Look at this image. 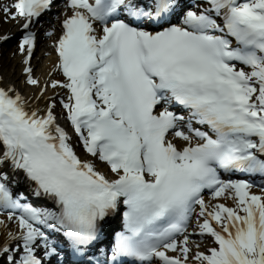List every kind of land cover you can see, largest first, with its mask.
Wrapping results in <instances>:
<instances>
[{
  "label": "snow or ice",
  "instance_id": "1",
  "mask_svg": "<svg viewBox=\"0 0 264 264\" xmlns=\"http://www.w3.org/2000/svg\"><path fill=\"white\" fill-rule=\"evenodd\" d=\"M54 2L2 8L23 21L24 82L39 91L0 86V264H264V0H66L64 79L41 87L31 29ZM47 87L65 90L59 117Z\"/></svg>",
  "mask_w": 264,
  "mask_h": 264
},
{
  "label": "bare ground",
  "instance_id": "2",
  "mask_svg": "<svg viewBox=\"0 0 264 264\" xmlns=\"http://www.w3.org/2000/svg\"><path fill=\"white\" fill-rule=\"evenodd\" d=\"M22 24H23L22 20H20L19 22L14 21V20H10V19L6 20L5 15L2 14V16H0V32L4 31L5 29L6 30L0 34H4V33L12 30L13 37L7 41L8 43L12 42L15 39H17V35H20V36L22 35V29H21ZM43 29L52 30L53 31L52 35L57 36V33H58V31H57V19L54 18L53 16H49L46 19V22L44 24ZM43 31H45V30H43ZM7 42H0V84L9 85V86L14 87L17 91L20 92L21 95H23L25 97H31L34 94H38L39 90L37 88L30 86V85H27L24 82L25 76H24L23 71H22L24 65L22 64V58H21V55L19 54V52L17 50V47H15V49H14L16 54L10 60L6 58L7 54H5L6 53L5 50L3 49L1 51V48L5 47ZM48 49H50V47ZM10 52H12V51H10ZM40 54H41V56H33L31 58V66L34 70L37 69L35 71L34 77L40 81V86H41L43 83H45L47 81L49 74H51V81H52V80H56L58 78L59 72L56 68L57 60H56V57L53 54V52L47 53L46 51H43ZM9 68H11V70L13 69V71H14L13 75H12V72L9 71ZM33 73H34V71H33ZM51 81L49 82V84L51 83ZM48 90H49V93L46 94V96L52 95L55 92L56 93L59 92V98L62 97L63 95H65V92L59 88L53 90L51 87H49ZM55 101H57V99ZM40 106L43 108L44 107L43 103H41ZM56 114H57V116H59L61 114V110H60V114L58 112ZM74 149L82 159L87 158L89 160H92V158H89V157L85 156L84 153H81L78 145L74 146ZM96 164L98 166L101 165L99 163H96ZM102 172L108 173V170L103 169ZM108 174H109V177L114 178V174H112L111 172ZM19 190L23 191L22 188H20ZM252 192L255 194H258V195L260 194V192H258L256 190H253ZM25 194L28 195L27 192H25ZM209 199H210V197H205L206 201H208ZM212 202H215V201H212ZM219 202L225 203L226 206H229V207L234 206L233 201L230 199L225 200V199L221 198L219 200ZM0 219H3L6 221V217H1ZM9 230H14V226L9 225ZM4 238H5V230L3 229L2 226H0V241H2ZM210 239L211 238L209 237V240ZM200 240H203L204 242L213 243L212 241H208L207 237H204V238L199 237L195 241L197 243H199ZM199 245H200V250H203L204 247L207 246L205 243H199Z\"/></svg>",
  "mask_w": 264,
  "mask_h": 264
},
{
  "label": "rangeland",
  "instance_id": "3",
  "mask_svg": "<svg viewBox=\"0 0 264 264\" xmlns=\"http://www.w3.org/2000/svg\"><path fill=\"white\" fill-rule=\"evenodd\" d=\"M3 7H4V6H2V1L0 0V15L3 14V11H2V8H3ZM5 30H6V29H5ZM5 30H4V31H5ZM4 31H1L0 33L4 32ZM4 34H6V35L9 36V35L12 34V30L9 31L8 33H4ZM4 34H2V35H4ZM15 46H16V42H15V41H12V42H9V43L7 42L6 45H5V47H2V48H1V50H3V49L5 50V52H6L5 54H7V55H6V56H7V57H6L7 59L10 60V59L16 54L15 52H10V51H12V49H13V50L15 49ZM36 70H37V69H36ZM36 70H34V74H35V71H36ZM9 71L12 72V75H13V72H14L13 69L11 70V68H9ZM36 73H37V72H36Z\"/></svg>",
  "mask_w": 264,
  "mask_h": 264
}]
</instances>
